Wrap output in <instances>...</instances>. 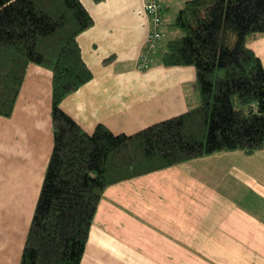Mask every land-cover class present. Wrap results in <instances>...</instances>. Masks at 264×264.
Listing matches in <instances>:
<instances>
[{
    "label": "crops",
    "instance_id": "crops-1",
    "mask_svg": "<svg viewBox=\"0 0 264 264\" xmlns=\"http://www.w3.org/2000/svg\"><path fill=\"white\" fill-rule=\"evenodd\" d=\"M81 1L95 20L79 36L94 77L62 108L85 131L133 134L200 104L196 68L162 64L165 34H178L172 18L142 67L153 28L145 0ZM258 40L249 46L262 58ZM52 100V71L32 64L14 115H0L3 152L29 176L52 154ZM262 152L222 151L109 186L82 264H264ZM42 185L27 204L12 200L14 215L0 202V264H20Z\"/></svg>",
    "mask_w": 264,
    "mask_h": 264
},
{
    "label": "trees",
    "instance_id": "trees-1",
    "mask_svg": "<svg viewBox=\"0 0 264 264\" xmlns=\"http://www.w3.org/2000/svg\"><path fill=\"white\" fill-rule=\"evenodd\" d=\"M94 24L81 0H0V115L13 116L32 64L53 73L54 145L20 264H82L109 186L264 148V63L249 46L264 34V0L184 3L162 64L196 68L200 104L133 134L89 133L62 108L94 77L79 43Z\"/></svg>",
    "mask_w": 264,
    "mask_h": 264
},
{
    "label": "rangeland",
    "instance_id": "rangeland-1",
    "mask_svg": "<svg viewBox=\"0 0 264 264\" xmlns=\"http://www.w3.org/2000/svg\"><path fill=\"white\" fill-rule=\"evenodd\" d=\"M186 1L187 0H165V5H166L165 8L166 7L168 8V9L166 8L167 10L165 9L164 12L165 19L168 20L172 18L171 23H174L176 21L180 9L182 8V6H184L183 4ZM178 30L179 28H177L176 30L178 32L177 35L165 34L166 37L163 43L164 49L167 48V44L169 40L175 38L180 34ZM258 38L259 40L255 41L254 44H256L257 46L259 45V50L262 53V59L264 63V34H262ZM52 130H53V122H52ZM53 136H54V131H53ZM9 154H10L9 152H3V148L1 147V143H0V199H1L0 202L2 203L1 206L4 205L3 210H9L10 215H14L16 214L17 211L11 206L13 203L12 200L14 199L17 201V199H20L22 203L26 202L27 204L29 198L34 193L35 195H38L46 171L41 175L39 174V169L36 168V172H34V176H29V173L23 172L22 169L13 168L14 159L16 155L12 157L9 156ZM10 163L12 164V166Z\"/></svg>",
    "mask_w": 264,
    "mask_h": 264
},
{
    "label": "built area",
    "instance_id": "built-area-1",
    "mask_svg": "<svg viewBox=\"0 0 264 264\" xmlns=\"http://www.w3.org/2000/svg\"><path fill=\"white\" fill-rule=\"evenodd\" d=\"M144 9L147 17L153 22V28L146 39L145 51L147 53L144 55V65L142 67L146 66V62L150 61V54L159 47L164 36L162 29L165 12L164 0H145Z\"/></svg>",
    "mask_w": 264,
    "mask_h": 264
}]
</instances>
